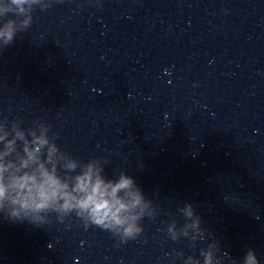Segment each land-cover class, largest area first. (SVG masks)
<instances>
[{
  "label": "water",
  "instance_id": "95a60500",
  "mask_svg": "<svg viewBox=\"0 0 264 264\" xmlns=\"http://www.w3.org/2000/svg\"><path fill=\"white\" fill-rule=\"evenodd\" d=\"M24 7L0 15L18 29L0 40V152L45 135L60 164L124 172L148 206L125 243L74 213L35 227L5 207L0 264H244L249 250L264 264V0Z\"/></svg>",
  "mask_w": 264,
  "mask_h": 264
},
{
  "label": "clouds",
  "instance_id": "9594fccd",
  "mask_svg": "<svg viewBox=\"0 0 264 264\" xmlns=\"http://www.w3.org/2000/svg\"><path fill=\"white\" fill-rule=\"evenodd\" d=\"M28 3L29 0H9L7 4H0V15L23 14L24 5ZM28 24L29 19L21 21L23 27ZM17 31L14 18L3 21L0 40L4 45L12 43ZM7 136L5 133L0 140ZM16 138L24 141L19 150ZM14 152V158L5 159ZM62 159L65 157L61 149L45 135L25 139L24 133L17 131L15 138L7 140L0 152V209L8 208L5 217L42 227L50 222L52 214L59 218L74 213L86 227L95 225L119 235L121 243L135 239L142 231L137 221L142 218L148 202L133 178L121 172L117 180L106 181L94 163H87L77 172L75 159L60 164ZM63 169L75 174L65 175ZM182 211L192 219L190 226L198 228L200 218L194 217L192 205L187 204ZM205 264H211L210 256L205 257ZM244 264H258L251 250Z\"/></svg>",
  "mask_w": 264,
  "mask_h": 264
}]
</instances>
